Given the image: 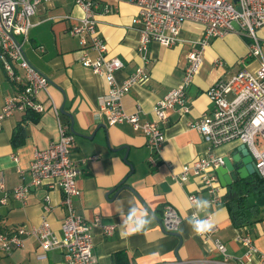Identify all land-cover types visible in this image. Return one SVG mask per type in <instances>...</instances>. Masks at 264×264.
I'll return each mask as SVG.
<instances>
[{
  "label": "crops",
  "instance_id": "1",
  "mask_svg": "<svg viewBox=\"0 0 264 264\" xmlns=\"http://www.w3.org/2000/svg\"><path fill=\"white\" fill-rule=\"evenodd\" d=\"M137 12V7L126 0L119 4L117 12L98 16V29L108 42L109 54L125 63L116 75L120 82L144 64L138 52L139 35L132 26ZM83 16L84 11L73 0L41 4L34 17L36 25L29 33L26 53L30 62L49 76V93L60 109L64 107L66 114H63L70 121L71 131L75 130L72 131L75 135L73 159L80 163L88 160L81 166L78 180L81 193L76 198V207L86 219H100L101 225L93 229L96 264L171 261L177 259V251L182 259L218 257L212 239L194 231L193 210L201 217L212 218L208 224L217 227L213 238H219L227 245L232 259L243 264H264L261 261L264 253V207L261 208L260 220L237 226L227 203V188L222 190L224 201L214 203L209 193L200 189L197 179L193 178L184 185L174 179V174L194 159L211 154L220 157L232 155L242 144L240 140H233L211 148L189 123L198 120L211 108L207 90L212 85L221 80L229 81L244 69L255 71L258 68L257 59H247V38L229 33L215 38L205 50L201 69L187 92L191 111L182 114L177 109L168 110V121L164 125L167 141L160 155L161 164L153 168L148 161L152 151L143 133L127 122L109 125L106 118L99 115L101 98L108 91V83L104 77L81 64L80 39L70 33ZM202 32V25L187 21L182 37L195 39ZM260 33L264 38V29ZM191 46L189 42L174 46L151 43L146 64L151 78L132 87L123 98L124 108L130 112L140 109L143 120H154V105L181 84ZM91 55L95 57V53ZM217 59H221L222 64L217 65ZM15 91V85L0 67V112L5 98ZM40 98L47 102L46 93H41ZM103 124L107 125V133L104 128L99 129ZM94 133L93 139L85 137ZM58 137L57 117L50 108L35 119H26L25 114L17 112L4 121L0 130V183L5 188L3 191L0 187V225L5 230L39 226L44 199L50 194L54 207L50 221L53 229L61 233L66 209L60 189L40 186L33 189L25 201L16 199L12 193L16 186L31 180L30 164L35 150L48 147ZM14 138L19 142L15 143ZM124 145L129 146V151L120 149ZM127 151L128 161L125 160ZM92 157L95 158L89 160ZM124 179L131 188L125 187L116 194H109L118 189ZM192 193L199 198L195 204L189 199ZM5 196L7 202L2 203ZM167 204L175 206L183 218L177 231L179 235L165 232L161 226L162 210ZM143 219L149 223L141 228ZM106 226L115 227L112 235L104 233ZM246 234L252 236L256 247L250 259L246 257L248 247L241 240ZM4 257L9 259V264H62L64 254L60 250L45 254L35 236L27 235L22 247L0 255V263Z\"/></svg>",
  "mask_w": 264,
  "mask_h": 264
},
{
  "label": "built area",
  "instance_id": "2",
  "mask_svg": "<svg viewBox=\"0 0 264 264\" xmlns=\"http://www.w3.org/2000/svg\"><path fill=\"white\" fill-rule=\"evenodd\" d=\"M51 1L53 0H0V67L16 87V91L5 98L0 112V130L4 121L17 112L40 114L48 108L53 110L58 121L59 137L48 147L35 150L30 164L31 180L16 186L12 193L16 199L25 201L32 190L40 186L60 189L66 214L61 233H57L50 221L54 207L50 194H47L39 226H19L0 232V255L10 254L22 247L25 236L33 235L45 254L62 251V264H96L93 229L101 225L100 219L97 217L90 221L76 207V198L81 193L78 185L81 166L88 160L84 159L80 163L73 159L75 135L71 131L70 121L65 118L49 93V76L37 69L26 53L30 30L36 25L34 17L38 7ZM73 1L84 11V16L70 29V33L80 39L81 64L91 68L96 75L104 77L109 87L101 98L99 115L105 117L109 125L127 122L136 131L143 133L152 151L148 161L153 168L161 164L160 155L167 141L164 125L168 121V110L177 109L182 114L191 111L187 92L201 69L205 50L215 38L229 33L248 38L247 59H257L258 68L255 71L244 69L231 80H221L212 85L207 90L211 108L198 120L190 121L189 125L201 133L211 148L233 140L245 143L264 180V52L258 33L264 29V0H127L138 9L132 19V26L139 35L138 52L144 64L128 74L122 82L118 81L116 75L125 67V63L121 58L109 54L108 42L98 29V16L117 12L119 4L126 0ZM187 21L203 26L200 37H182L183 26ZM153 42L166 46L189 42L192 46L181 84L157 101L152 110L154 120H143L140 109L130 112L124 108L123 98L132 87L151 78L146 64L149 61V47ZM91 53H95V57ZM216 64H222V60L217 59ZM43 92L47 94V102L40 98ZM15 159L18 157L15 156ZM223 162V157L214 154L196 158L183 165L179 173L174 174V179L180 185L193 178L197 179L200 189L209 193L210 200L221 203L224 201L223 187L215 169ZM0 187L5 190L2 182ZM189 199L192 204L199 200L195 193L190 194ZM1 202L6 203L7 196ZM191 219L196 226L201 221L209 223L212 218L201 217L193 210ZM182 222L183 218L175 206H164L161 217L164 229L177 232ZM104 228V233L110 236L115 227ZM216 230L217 227L206 228L199 235L212 239L218 257L175 259L150 264H243L232 259L224 242L213 238ZM241 240L248 247L246 257L250 259L256 251L253 238L246 234ZM261 261L264 263V253L261 254Z\"/></svg>",
  "mask_w": 264,
  "mask_h": 264
},
{
  "label": "water",
  "instance_id": "3",
  "mask_svg": "<svg viewBox=\"0 0 264 264\" xmlns=\"http://www.w3.org/2000/svg\"><path fill=\"white\" fill-rule=\"evenodd\" d=\"M61 111L66 114L64 107L61 109ZM101 128H104L107 133V125H100L99 129ZM72 131L75 132L74 129H72ZM94 136L95 133L92 136L85 137L93 139ZM123 148L129 151L128 145H124L120 149ZM128 151L125 155L126 161H128ZM223 161V164L217 167L215 171L218 175L222 187L228 189L227 197L229 199L236 198L239 193H243L245 187H250L252 189L257 188L256 178L262 179V176L256 167V162L253 155L251 154L248 146L245 143L239 145L232 155L224 156ZM132 170H134V166H132ZM126 181L127 179H124L120 184L121 186L118 189L110 191L109 194H112L113 192H115L116 194L125 187L131 188L129 185H126ZM258 192L260 193V195L256 194L255 192H251L248 196V200L254 206L264 207V187L258 190ZM164 231L179 235L178 232H169L166 229H164ZM176 256L177 259H182L181 257H179L178 251L176 252Z\"/></svg>",
  "mask_w": 264,
  "mask_h": 264
},
{
  "label": "trees",
  "instance_id": "4",
  "mask_svg": "<svg viewBox=\"0 0 264 264\" xmlns=\"http://www.w3.org/2000/svg\"><path fill=\"white\" fill-rule=\"evenodd\" d=\"M247 41H249L248 38ZM25 115H26V119H33V118L35 119L39 114L35 112H28ZM18 137L19 134H17L16 138ZM16 138H14V142L18 143L19 141ZM256 186H257L256 188L257 190L252 189L250 187H245L243 193H239V195L236 198L227 199V203L232 215V219L237 226H246L255 222L256 220L261 219L262 207L254 206L248 200V196L251 192H255L256 194L260 195L258 190L264 187V180L261 178H256ZM4 231L6 232L8 230H5V228H3L0 225V232H4Z\"/></svg>",
  "mask_w": 264,
  "mask_h": 264
},
{
  "label": "clouds",
  "instance_id": "5",
  "mask_svg": "<svg viewBox=\"0 0 264 264\" xmlns=\"http://www.w3.org/2000/svg\"><path fill=\"white\" fill-rule=\"evenodd\" d=\"M147 223H149V221L147 219H143L141 221L140 227L142 228L143 226H145ZM211 225L208 224L206 221H201L199 222L195 227H194V231L197 234L202 233L206 228H210Z\"/></svg>",
  "mask_w": 264,
  "mask_h": 264
},
{
  "label": "rangeland",
  "instance_id": "6",
  "mask_svg": "<svg viewBox=\"0 0 264 264\" xmlns=\"http://www.w3.org/2000/svg\"><path fill=\"white\" fill-rule=\"evenodd\" d=\"M258 33H259L260 38L262 39L261 43H262V48H263V52H264V38L262 37L260 31ZM0 264H9V259L7 257H4Z\"/></svg>",
  "mask_w": 264,
  "mask_h": 264
}]
</instances>
